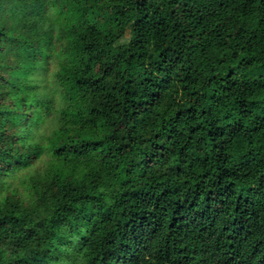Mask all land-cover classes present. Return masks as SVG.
Returning a JSON list of instances; mask_svg holds the SVG:
<instances>
[{
  "label": "trees",
  "instance_id": "1",
  "mask_svg": "<svg viewBox=\"0 0 264 264\" xmlns=\"http://www.w3.org/2000/svg\"><path fill=\"white\" fill-rule=\"evenodd\" d=\"M0 264H264V0H0Z\"/></svg>",
  "mask_w": 264,
  "mask_h": 264
},
{
  "label": "rangeland",
  "instance_id": "2",
  "mask_svg": "<svg viewBox=\"0 0 264 264\" xmlns=\"http://www.w3.org/2000/svg\"><path fill=\"white\" fill-rule=\"evenodd\" d=\"M48 77H49V72H44L41 75V78L44 80L45 85H49L50 83V80L48 79Z\"/></svg>",
  "mask_w": 264,
  "mask_h": 264
}]
</instances>
